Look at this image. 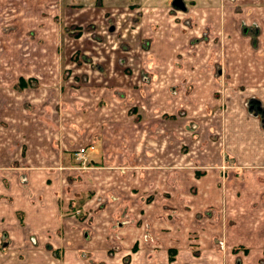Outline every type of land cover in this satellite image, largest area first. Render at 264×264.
Here are the masks:
<instances>
[{
    "label": "crops",
    "instance_id": "obj_1",
    "mask_svg": "<svg viewBox=\"0 0 264 264\" xmlns=\"http://www.w3.org/2000/svg\"><path fill=\"white\" fill-rule=\"evenodd\" d=\"M57 1L44 5L46 13L41 0H0V264H233L235 254L226 249L224 236L231 238L232 227L239 225L235 244L249 249L244 264L261 263L264 248L255 256L253 244L264 246V231L249 233L248 205L245 214H234L238 224L232 227L214 221L213 212L195 217L199 204L221 208L225 203L216 174L196 177L204 172L198 162L193 180L199 191L191 204L197 211L172 218L154 208L153 202L169 192V174L160 152L142 145V133L155 113L165 131L170 122L165 113L178 107L187 115L198 116L201 108L209 113L207 106L217 100L215 94L211 99L213 92H237L238 114L228 130L248 135L255 129L260 142L249 149L245 169L262 164L264 123L246 105L260 100L264 106V0H183L186 9L174 8L173 0L105 3L116 38L108 43L127 42L129 57L145 61L140 70L155 79L145 89L125 77H109L113 71L128 75L117 51L95 55L97 67H81L85 81L69 77L57 84L61 60L76 72L74 52L93 43L90 33L77 46L65 36L61 51ZM202 74L214 77L200 83ZM191 79L193 93L171 94L170 86ZM197 83L207 92L205 103L195 91ZM83 146L86 164L74 156ZM262 184L257 190L253 186L247 199L260 207ZM137 201L142 202L136 206ZM158 215L160 223L153 221ZM193 228L195 250L186 245L192 243L186 231ZM171 248L177 249L173 259Z\"/></svg>",
    "mask_w": 264,
    "mask_h": 264
},
{
    "label": "rangeland",
    "instance_id": "obj_2",
    "mask_svg": "<svg viewBox=\"0 0 264 264\" xmlns=\"http://www.w3.org/2000/svg\"><path fill=\"white\" fill-rule=\"evenodd\" d=\"M41 1L43 10H46L44 5L49 6L51 0ZM123 1L129 2V0H58L56 2L57 4L60 3L54 8V11L57 8L54 18L57 21L58 34H60L62 40L61 43H58V46H61V51H64L65 48V36L69 40L72 39L70 44H74L75 46L79 45L78 42L83 41L85 34L89 35L90 33L93 38V43L90 46L74 52L73 59L76 62L74 66L79 68L76 72L73 73L72 68H67L64 59L61 60L62 64L59 65L63 68V73L59 76L60 81H58L57 84L65 83L66 79L69 77L76 81L80 79L78 82L82 80L85 81L86 78L84 77V74H82L80 68L84 65L97 67L98 64L94 60L97 59L95 58V55L101 56L103 53L112 54L114 51L119 52L120 55L118 60L128 75L119 74V72L114 73L113 71L111 73L112 75L109 76L110 78L115 77L116 79L124 81L125 77L127 78V82L130 83L132 80L134 83H137L136 86L140 83L139 87L143 89L147 88L149 83H151L153 79L151 78L152 76L140 70L145 66V61L137 59L138 62L136 59L129 57V53L131 52L129 43H118L116 40L108 43L110 40L116 38L113 36L114 33L108 26L110 20L109 16L112 11H106L103 5H105V3L113 5L117 2ZM48 9L45 11L46 13H48ZM6 30L8 31L7 27ZM80 36L83 38L80 39ZM61 54H63V52H61ZM64 68L67 69L64 70ZM137 69L141 71L139 74L136 73ZM148 77L150 79H148ZM213 77L214 75L209 74L198 76L200 83L208 82L210 78ZM27 80L30 84V79ZM153 81L155 82V79H153ZM186 84H188V86ZM186 84L170 86L171 94H178L180 92L186 94L193 93L190 88L193 89L195 87L194 81L191 79V81ZM199 87V83H197L195 91H197L196 93L199 95L201 102L204 101L205 103V101H207V92L201 89L199 90ZM186 88L187 92L184 91ZM115 92L119 93V91L116 90ZM214 94L217 100L215 101L216 103H211L212 107L209 105L208 108L207 106L209 113L207 111L204 112V108H201L200 115L197 116V112L193 115L191 112L188 115L192 116L188 118L185 109L178 107L176 110V108L173 107L175 108L174 113H165L163 116L165 120L170 121L165 131H162L161 129L165 124L162 125L159 122L160 120L156 118V116H160V114L157 115L155 113L154 117H152L153 122H147L148 124H146V126L149 129L144 130V133H142V145H144V148L148 147L147 149L149 152L154 151L155 154L156 152H160V156H162L161 163L164 164L163 171L166 170V173L168 172L169 174V176H167L169 178V192L167 193V191H165L163 197L161 196L160 201L158 200L156 203L153 202L154 208H157L159 211L162 209V214H169L172 218L175 217V214H185L186 216L189 213H193L194 210L192 209L191 204L197 199L196 195L198 194L196 191H199L198 185L193 180V172H196L194 168L198 162V166L204 169V172H197L198 174L196 177L199 179V176L202 175L201 178H205V175L209 174L213 177L216 174L218 179V191L222 192L226 199L224 200V197H221L222 200H220L225 202L221 208H218L216 204L215 206L211 205L207 208H202L203 204H199L197 209L200 210V212L196 214L195 211H197V209H195V217L199 218V214H207L208 216L213 212V214H215L214 221L218 224L221 222L223 224L225 221L229 227H232V225L238 224V218L234 214H245V208H247L248 205L249 210H252L249 216L250 219L246 218L248 231L250 234H262L264 231V215H262L264 214V201L260 207V203L257 205L255 201H247V199L251 196V188H253V186H255V189L257 190L259 183L260 185H263L262 183H264V160L261 162V165H250V168L248 167V169H245L247 168L245 167L247 166V160H249V149L251 150L254 145H257V143L260 142L255 139L257 132L252 128L251 131L254 132H250V134L246 135V131L245 133H239L235 130H228L229 123L233 118H237L238 113L235 111L239 109L237 104L238 94L237 92H229L228 90H217V92H213L211 99H214ZM124 95H128L127 91L123 92L122 97ZM246 106L248 107V104ZM137 110L138 108L136 107V112ZM130 111L131 113H135L133 110ZM137 114L143 119L142 112ZM250 114L255 115V112H250ZM177 116L182 118L178 119ZM256 116L261 119L260 125L263 127L264 120L262 121L261 115L259 114ZM152 118L150 117V119ZM255 126L257 127V124ZM142 135L140 134V136ZM257 150H263V148L258 147ZM262 156L264 157L263 153H261L260 157ZM154 157H157V155H154ZM256 159L257 158L255 157V160ZM255 162L258 163V161ZM224 163H230L236 167L231 169L229 165L225 166ZM155 166L156 165H154V167ZM158 168L162 167L160 166ZM255 178L260 182L255 184ZM245 182L250 185L248 188L241 187V184L245 186ZM261 191L264 192V187ZM152 195L153 193L149 197L150 200L153 198ZM252 195H254V193H252ZM256 195H258V193ZM158 197L160 198V195ZM139 202L142 201H137L136 206ZM131 203L128 204V206L132 209L134 203ZM128 212H130L129 209ZM219 214H221L220 217ZM127 215L132 217L134 214ZM161 218L162 217L158 215L153 221L158 219L156 222L160 223L158 221ZM128 220V217L123 220L121 219L123 223L128 222ZM232 228L235 232L232 233L231 238L224 236L225 247L235 254V261L233 264H237L238 261L244 264L243 259L245 260L247 258L245 256H248L249 254L243 255V252L247 254L249 249H244L241 243L235 244V240H237L236 234L239 232L240 225L239 227ZM194 229L195 228L186 231V237H189L190 239L192 238V243L189 244V241L187 240L186 245H190V248L193 250H195L197 246L194 235L196 232ZM164 235L166 237L174 236V234H168L167 232H165ZM120 237L121 235L119 238ZM157 239L162 241L165 240V237L160 238L157 236ZM114 247H117V245ZM263 248L264 246L262 243L256 245L253 244V249L257 250L254 255L257 256L259 250H262ZM224 251V248H222V252ZM176 252V248L170 249L171 259L174 258ZM127 256L128 255L125 257ZM125 259L127 260V258ZM258 263H260L259 260ZM261 264H264V259L261 260Z\"/></svg>",
    "mask_w": 264,
    "mask_h": 264
},
{
    "label": "water",
    "instance_id": "obj_3",
    "mask_svg": "<svg viewBox=\"0 0 264 264\" xmlns=\"http://www.w3.org/2000/svg\"><path fill=\"white\" fill-rule=\"evenodd\" d=\"M171 4L176 9H186L185 3L183 0H173ZM249 109L251 111L255 110L256 113H259L262 116H264V108L261 105L260 100H250L249 101Z\"/></svg>",
    "mask_w": 264,
    "mask_h": 264
},
{
    "label": "built area",
    "instance_id": "obj_4",
    "mask_svg": "<svg viewBox=\"0 0 264 264\" xmlns=\"http://www.w3.org/2000/svg\"><path fill=\"white\" fill-rule=\"evenodd\" d=\"M89 148L93 150L94 146L91 145ZM87 155V148L84 146L76 150L74 153L76 160L80 161L82 164H86L89 161Z\"/></svg>",
    "mask_w": 264,
    "mask_h": 264
},
{
    "label": "trees",
    "instance_id": "obj_5",
    "mask_svg": "<svg viewBox=\"0 0 264 264\" xmlns=\"http://www.w3.org/2000/svg\"><path fill=\"white\" fill-rule=\"evenodd\" d=\"M24 82H25V81H24L23 79L20 80V84H21V83H24Z\"/></svg>",
    "mask_w": 264,
    "mask_h": 264
}]
</instances>
